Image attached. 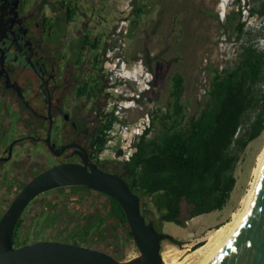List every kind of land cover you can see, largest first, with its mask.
Returning <instances> with one entry per match:
<instances>
[{
  "label": "flooded vegetation",
  "instance_id": "af4514ba",
  "mask_svg": "<svg viewBox=\"0 0 264 264\" xmlns=\"http://www.w3.org/2000/svg\"><path fill=\"white\" fill-rule=\"evenodd\" d=\"M74 22H65L64 28L47 0H0V220L21 190L54 165L88 160L119 172L120 162L98 157L101 131L115 116V109L107 107L109 57L100 36L83 26L70 29ZM88 36L98 46L84 47ZM91 213L118 223L102 192L83 185L45 190L22 212L13 246L74 244V231L90 222ZM103 243V248L98 243L87 247L112 255Z\"/></svg>",
  "mask_w": 264,
  "mask_h": 264
},
{
  "label": "trees",
  "instance_id": "16d2710c",
  "mask_svg": "<svg viewBox=\"0 0 264 264\" xmlns=\"http://www.w3.org/2000/svg\"><path fill=\"white\" fill-rule=\"evenodd\" d=\"M241 2L234 0L237 11H230L222 21L217 15L224 33L235 35L240 44L234 65L212 68L202 109L193 115L187 113L185 77L174 73L169 105L151 111V126L137 142L131 159L120 163L118 174L140 195L142 214L154 225L167 221L187 226L200 214L223 209L235 188L242 153L264 133V48L246 27ZM63 9L66 22L76 21L79 10L73 1L64 2ZM135 9L137 17L145 12L141 6ZM257 10L264 14V7ZM48 23L53 24L51 20ZM98 44L96 38L88 36L84 47ZM114 119V115L108 119L102 135ZM99 142L103 145L104 136ZM107 199L118 223L91 213L90 222L74 231L72 242L86 246L98 243L103 248L106 245L98 237L111 236L117 248L112 255L125 260L128 248H138L122 205L108 195ZM171 240L180 244L175 237Z\"/></svg>",
  "mask_w": 264,
  "mask_h": 264
},
{
  "label": "rangeland",
  "instance_id": "374dc122",
  "mask_svg": "<svg viewBox=\"0 0 264 264\" xmlns=\"http://www.w3.org/2000/svg\"><path fill=\"white\" fill-rule=\"evenodd\" d=\"M152 1H149L152 7H145L146 11L139 17L136 26L132 22L134 10L122 12L125 0H94L90 6L79 7V16L69 27L81 30L83 26L82 30H88L90 35L98 34L102 40L101 45L106 50V57H109L104 69L108 79L106 87L110 92L107 107L110 105V108L118 109L117 106L127 97L121 91L135 90L131 83H120L115 72L111 76L108 74L115 66L112 62H117L119 56V66L122 64L121 68H124L126 74L131 75L129 68L136 67L138 71L146 70L151 79L150 90L140 96L136 107L121 109L120 113H125L127 119H135L160 107L165 109L169 105L172 76L176 72L185 77L184 103L187 113L196 114L206 103L212 68L234 65L240 42L235 35L224 33L220 27V21L230 11H237L234 0H156V5ZM241 4L245 8L243 20L246 21V27L252 30L253 38L264 48V14L257 12V9L264 7V0H242ZM51 5L65 28L66 21L61 7L56 2ZM124 16L132 29H129V34L122 42L117 29ZM263 148L264 133L252 140L242 153L235 171V188L223 209L200 214L192 218L187 226L167 221L155 225L158 230L180 241V244H176L170 239L162 240L164 264L203 262L206 254L201 253L199 248L214 242L216 228L228 222L233 223L234 213H239L244 207L243 198L248 193L253 169ZM100 239L107 243L111 251L117 250L115 245H109L111 236ZM199 241L206 242L192 250L191 247ZM138 254L139 250L131 247L125 258L130 259Z\"/></svg>",
  "mask_w": 264,
  "mask_h": 264
},
{
  "label": "water",
  "instance_id": "95a60500",
  "mask_svg": "<svg viewBox=\"0 0 264 264\" xmlns=\"http://www.w3.org/2000/svg\"><path fill=\"white\" fill-rule=\"evenodd\" d=\"M83 185L115 198L123 207L139 254L119 260L91 247L60 241L13 246L15 226L27 204L39 193L63 186ZM173 236L156 229L142 214L140 195L118 173L96 163H63L35 176L18 194L0 220V264H164L162 240ZM199 241L191 249L205 244ZM207 264H264V163L249 210L224 246Z\"/></svg>",
  "mask_w": 264,
  "mask_h": 264
},
{
  "label": "built area",
  "instance_id": "2783aa9c",
  "mask_svg": "<svg viewBox=\"0 0 264 264\" xmlns=\"http://www.w3.org/2000/svg\"><path fill=\"white\" fill-rule=\"evenodd\" d=\"M135 0H125L124 10L122 12H132L135 9ZM129 20L124 18L120 22V26L117 29L118 35L121 37L123 42L126 36L129 34ZM145 86L142 84L145 82L138 79L137 85H140L137 90H131L130 92L121 91L124 96H127L121 101V105L111 107L115 109V119L112 124L107 127L104 131L105 142L102 145L101 152L98 153V157L101 159H109L117 162L129 161L136 151V144L144 135L147 128L151 126L152 114L144 113L135 119H127L125 113H120L123 108L136 107V102L142 95V91L146 87L150 90L151 79H146ZM127 83H124L126 85ZM130 94L131 97H130ZM129 96V97H128ZM116 106V105H115ZM110 105L108 109H111Z\"/></svg>",
  "mask_w": 264,
  "mask_h": 264
},
{
  "label": "bare ground",
  "instance_id": "6f19581e",
  "mask_svg": "<svg viewBox=\"0 0 264 264\" xmlns=\"http://www.w3.org/2000/svg\"><path fill=\"white\" fill-rule=\"evenodd\" d=\"M264 163V148L262 152L258 156L257 165L253 169V179L250 181V186L248 188L247 195L243 198L244 207L239 213H234V221L233 223H226L216 228V240L214 242H210L208 246L205 248L200 247L199 250L201 253H205V259L201 264H207L212 257L224 246V244L229 240L237 226L242 221L243 217L247 213L250 208L252 198L254 196V192L257 186L258 179L260 177L262 166Z\"/></svg>",
  "mask_w": 264,
  "mask_h": 264
},
{
  "label": "clouds",
  "instance_id": "9594fccd",
  "mask_svg": "<svg viewBox=\"0 0 264 264\" xmlns=\"http://www.w3.org/2000/svg\"><path fill=\"white\" fill-rule=\"evenodd\" d=\"M121 60V57H119L118 59V63L116 61L112 62V63H116L114 68H112V71L116 73L117 78L119 79L120 83H131L135 86V90L139 88L140 85H137V80H143L145 81L142 86H145L146 84V79L149 78L148 72L146 70L143 69V71L141 70H136V67H130L129 69H131L132 74H126L124 68L122 69L121 67L122 64L119 66V62ZM130 71V70H129ZM150 79V78H149ZM151 82V81H150ZM149 89H147L146 87L144 88V90L142 91V94H145L146 92H148ZM132 94H130L131 97ZM129 97V96H128Z\"/></svg>",
  "mask_w": 264,
  "mask_h": 264
},
{
  "label": "crops",
  "instance_id": "0c3cea01",
  "mask_svg": "<svg viewBox=\"0 0 264 264\" xmlns=\"http://www.w3.org/2000/svg\"><path fill=\"white\" fill-rule=\"evenodd\" d=\"M47 1L51 2V3L56 2V4H58L61 7L62 12H63L64 11V9H63L64 2L73 1L79 10V7H81V6L92 5L94 0H47ZM149 1H152V0H136V7L141 6L143 8V6H144L143 9H145V7H147V8L152 7V5ZM152 3H153V5H156V0H155V2L152 1ZM134 10H136V9H134ZM145 11H146V9H145ZM63 14H64V12H63ZM139 17H141V16H139ZM139 17L136 16V13L134 11L133 17H132V22L137 21V20L139 21ZM130 28L132 29V26H130ZM130 32H131V30H130Z\"/></svg>",
  "mask_w": 264,
  "mask_h": 264
}]
</instances>
